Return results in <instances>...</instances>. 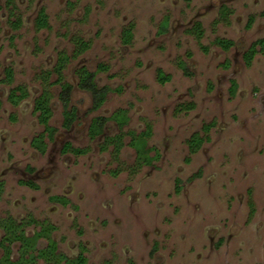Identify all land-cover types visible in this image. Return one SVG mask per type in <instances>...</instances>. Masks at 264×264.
I'll list each match as a JSON object with an SVG mask.
<instances>
[{
    "label": "rangeland",
    "instance_id": "obj_1",
    "mask_svg": "<svg viewBox=\"0 0 264 264\" xmlns=\"http://www.w3.org/2000/svg\"><path fill=\"white\" fill-rule=\"evenodd\" d=\"M5 2L0 0V77L11 65L12 84H25L29 96L12 106L5 99L9 86L0 83V174L8 173L0 215L24 208L39 218L46 214L55 221L60 249L69 254L73 241L86 243V264H264V52L257 50L249 64L243 57L250 43L264 37V0H14L23 19L18 29L8 25ZM222 2L231 9L225 21L216 19ZM40 6L49 25L36 30ZM164 16L169 23L162 32ZM195 19L203 27L199 38L187 31ZM129 22L132 38L122 43L121 30ZM75 33L90 42L62 70L73 83L78 119L69 129L61 126L59 85L51 84L50 123L58 130L39 154L26 143L42 130L32 99L58 50L71 53ZM216 36L234 44L221 49ZM99 63L107 67L96 72V82L110 90L90 111V94L76 86L75 69L95 70ZM158 68L169 79L160 82ZM53 78L55 73L48 76ZM120 107L129 114L121 131L138 133L150 125L146 145L149 154L157 153L151 164L135 166L128 133L117 155L112 144L100 148L104 135L120 131L113 120L98 138H87L91 116ZM194 133L203 140L192 152L187 141ZM65 140L87 151L63 154ZM41 165L61 177L35 178L38 189L19 184L33 175L28 167ZM68 178L78 186L77 208L47 203L46 194L54 189L45 185L56 182L62 189Z\"/></svg>",
    "mask_w": 264,
    "mask_h": 264
},
{
    "label": "trees",
    "instance_id": "obj_2",
    "mask_svg": "<svg viewBox=\"0 0 264 264\" xmlns=\"http://www.w3.org/2000/svg\"><path fill=\"white\" fill-rule=\"evenodd\" d=\"M228 7L223 4L220 9V18L222 20L227 19V13L229 12ZM12 12L10 11V14ZM252 17H250L248 21V25L251 23ZM20 24V17H16L14 20H10V25L13 28H17ZM35 28L39 29L42 27L48 26V20H47V14L45 13L44 7H40V9L37 12L35 21ZM168 24L167 17H164L159 25V31L166 30ZM132 22H129L127 25H125L121 30L120 40L122 43H128L130 42L132 38ZM187 31L190 33H193L196 38H199L200 35L203 32V28L201 26L200 21H195L192 27L188 28ZM72 41L74 43V47L70 55H68L65 51H60L57 55L56 63L54 64L52 70L44 71V74H42L41 79V90L37 97L34 100V110L38 111V120L40 123L44 126V132L46 131L49 136L52 135V132L55 130V127L53 125H50L48 123V120L50 116L52 115V109L50 105V97H51V91L49 89V86L51 84L57 83L59 85V91L57 94L58 100L61 103V113H62V122L61 125L68 127L73 122V120L76 117V110L77 107L73 104H70V93L73 87V84L64 79L63 76V68L66 65L67 60L70 57H76L80 52L84 51L86 48L89 47L90 42L89 40L84 39L80 35H73ZM214 42L221 46L222 48H228L232 44V39L226 38V37H219L216 36L214 39ZM256 45L259 47L256 48ZM261 50L264 52V37H260L255 39L250 46L246 49V51L243 53L244 60L246 64H249L254 54L257 52V50ZM181 68L184 70V72L189 73L190 71L186 67V65L182 62L179 63ZM107 65L103 63H99L98 67H96L95 70H90L86 68L84 65L79 66L76 68L75 72L77 75V87L80 89H84L89 92L91 97V103L89 106V110L97 109L101 106V104L104 102L107 92L110 90V87L107 84L98 85L95 81V75L96 72L100 69H105ZM51 71L55 73V78L52 80H48V76L50 75ZM11 68L6 69V75L7 79H11ZM157 77L160 82H164L165 80L169 79V75L164 73L161 68L157 69ZM235 81L232 80L231 84V93L234 92L235 89ZM27 94V90L25 86L19 84L15 85L10 89L9 93V100L13 103H16L20 98L25 96ZM122 112V115L119 116L118 113ZM127 109L120 107L116 110H114L109 116L98 114L92 117V120L89 125V134L91 137L96 136L99 134L102 129L105 121L108 118L113 119L120 131L115 133L114 135H108L105 138V141L103 143L102 148L107 147L109 144H113V152L114 155H117L118 150L120 149L122 145V137L124 134L128 133L130 135L129 144H131L135 150H136V159L137 164H140L142 161H151L153 158L156 157L157 153L154 155H151L148 153V151L151 149V147H148L146 145V137L149 135L150 131V125H147L146 129L134 133L132 129L126 130L125 132L121 131L122 126L126 123L128 119L127 115ZM208 125H205V128H207ZM39 136V138H35L34 142L38 149L41 151L44 148V144L42 142V135ZM140 137L141 144L137 145L136 138ZM203 140V137L198 135L197 133H194L191 135V137L188 139V146L189 151H195L197 147L200 145V142ZM68 146V145H67ZM140 146V147H139ZM85 149L83 148H74L75 152H82ZM5 219L0 220V226H2L5 230L3 239L8 240V243H10L12 240H20L21 247H20V256L16 260H12L9 257V246L8 243L5 244L3 241L0 242V244L4 247V253L0 257V264H26L28 261H33V259L36 256H42L49 262L50 264H84L85 263V257L79 256L74 259H65L64 263H61L60 260L63 259L62 254H58L54 252V246L53 244H49V247H47L44 250H39L36 254L33 252L28 253L29 249L33 248L34 240L38 234H42V232L35 233L34 236L28 237L24 234L22 230L17 229V226L13 224V222L10 220L8 222L4 221ZM28 253V257H25V254ZM34 262V261H33Z\"/></svg>",
    "mask_w": 264,
    "mask_h": 264
},
{
    "label": "flooded vegetation",
    "instance_id": "obj_3",
    "mask_svg": "<svg viewBox=\"0 0 264 264\" xmlns=\"http://www.w3.org/2000/svg\"><path fill=\"white\" fill-rule=\"evenodd\" d=\"M5 4L8 6V13H9V18H8V25L10 26V28L11 29H18L19 28V26H21V24H22V22H23V19L21 18V16H20V14H18V13H16V10L18 9L17 8V5L15 4V2H14V0H6V2H5ZM223 4H225L227 7H228V5L226 4V3H224V2H222V3H220L219 4V6H218V8H217V15H216V19L217 20H221L222 21V19H219L220 18V9H221V6L223 5ZM41 7V6H40ZM40 7L37 9V11H36V14H35V17H34V19H33V27L35 28V24H34V21H35V18H36V15H37V12H38V10L40 9ZM228 9H230L229 7H228ZM45 10V9H44ZM10 11L12 12L11 14H10ZM229 12L227 13V16L229 15V13H230V11H231V9L230 10H228ZM45 13H46V11H45ZM47 14V13H46ZM14 16V18H12ZM16 17H20V24H19V26L17 27V28H13L11 25H10V20H14V19H16ZM164 17H167V16H164ZM163 17V18H164ZM163 18L161 19V21L163 20ZM167 19H168V17H167ZM47 20H48V16H47ZM252 20V19H251ZM161 21H160V23H161ZM195 21H200V20H198V19H195L193 22H192V24L189 26V27H187V29L188 28H190V27H192V25L194 24V22ZM224 21V20H223ZM201 22V21H200ZM168 23H169V19H168ZM48 25H49V23H48ZM201 26H202V23H201ZM48 27V26H47ZM167 27H168V24H167ZM167 27H166V30H167ZM42 28H45V27H42ZM203 28V27H202ZM36 29V28H35ZM39 29H41V28H39ZM39 29H36V30H39ZM166 30H164V31H166ZM164 31H162V32H164ZM73 35H76V33L75 34H73ZM72 35V36H73ZM219 37H224V36H219ZM226 38H228V37H226ZM85 39V38H84ZM229 39H231V38H229ZM86 40H89V39H86ZM232 44L228 47V48H230L233 44H234V40L232 39ZM251 44V43H250ZM73 45H74V43H73ZM219 46V45H218ZM250 46V45H249ZM74 47V46H73ZM221 49H228V48H222L221 46H219ZM247 49V48H246ZM246 49H245V51H246ZM73 50V49H72ZM60 51H64V50H58V52L56 53V57H55V60L53 61V65L50 67V68H47V69H44L45 71H48V70H52V68H53V66H54V64L56 63V60H57V55H58V53L60 52ZM244 51V52H245ZM66 52V51H65ZM72 52V51H71ZM243 52V53H244ZM67 53V52H66ZM68 55H70L69 53H67ZM71 58V57H70ZM69 58V59H70ZM7 68H11V70H12V73H11V79L10 80H8L7 79V75H6V69ZM76 70V69H75ZM43 72V71H42ZM53 73V71H51V73L50 74H52ZM13 77H14V69H13V67L11 66V65H6L5 67H3V76H1L0 77V83L1 84H6V85H8L9 87L7 88V93H6V96H5V99H6V101L10 104V105H12V106H17L18 104H20L23 100H25L28 96H29V89H28V87L25 85V84H23V83H15V84H12V81H13ZM232 80H234V79H232ZM232 80H231V84H232ZM95 81H96V79H95ZM235 81V80H234ZM72 83V82H71ZM235 83H236V81H235ZM19 84H21V85H23V86H25V88H26V90H27V94L25 95V96H23L22 98H20L16 103H13V102H11L10 100H9V93H10V89L13 87V86H15V85H19ZM73 84V83H72ZM76 86H77V82H76ZM236 86V85H235ZM73 88V87H72ZM40 90H41V88H40ZM234 91H235V89H234ZM40 92V91H39ZM39 92L33 97V99H32V111H33V113L35 114V117H36V120H37V122L40 124V126L42 127V130H39V131H37L36 133H34V134H32L30 137H29V139L27 140V146L28 147H30V148H33L34 150H36L39 154H43V153H45V151H46V144H47V140L48 141H53L54 140V138H55V135H56V132H57V130H58V128H57V126H55V125H53L54 127H55V130L52 132V135L51 136H49L48 134H47V132L45 131L44 132V126H43V124L42 123H40L39 122V120H38V117H37V115H38V111H35L34 110V100H35V98L37 97V95L39 94ZM71 92H72V90H71ZM234 93V92H233ZM70 104H72V102H71V93H70ZM50 105H51V103H50ZM74 105V104H73ZM102 105V104H101ZM2 106V99L0 98V107ZM62 108V107H61ZM99 108V107H98ZM97 108V109H98ZM51 109H52V106H51ZM93 110H96V109H93ZM91 111V110H90ZM112 113V112H111ZM110 113V114H111ZM127 113V115H128V119H127V121L129 120V114H128V111L126 112ZM109 114V115H110ZM61 115H62V113H61ZM96 115H98V114H96ZM104 115V114H103ZM109 115H106V116H109ZM95 115H93V116H91L90 117V119H89V121H88V123H87V125H86V127H85V132H86V136H87V138L88 139H96V138H98L101 134H103V132H104V130H105V127H106V124H107V121L108 120H113V119H111V118H108L106 121H105V123H104V125H103V129H102V131L99 133V134H97L96 136H94V137H91L90 136V134H89V125H90V122H91V120H92V117H94ZM10 118H12L13 120H15V118H16V116H15V114L13 113L11 116H10ZM50 118H51V116H50ZM50 118H49V120H48V123L50 124V125H52L51 123H50ZM78 119V110H76V117H75V119L73 120V122L70 124V126H68V127H65V126H62V127H64L65 129H69V128H71L72 127V125L74 124V122L76 121ZM114 121V120H113ZM127 121H126V123H127ZM61 122H62V116H61ZM115 122V121H114ZM116 123V122H115ZM125 123V124H126ZM124 124V125H125ZM117 125V124H116ZM123 127V126H122ZM122 129V128H121ZM42 132L44 133L43 135H42V142H43V144H44V148H43V150L41 151L40 149H38L37 147H36V145H35V142H34V139L35 138H39V136L42 134ZM117 133V132H116ZM115 134V133H114ZM114 134H111V135H114ZM108 135H104L103 136V141H102V143H100L99 144V146H100V148L103 146V143H104V141H105V138L107 137ZM190 138V137H189ZM68 145V146H67ZM187 145H188V141H187ZM108 146V145H107ZM112 146H113V144H112ZM74 148H83V149H85L84 151H87V146H79V145H74L70 140H65V141H63V143L61 144V146H60V152H62L63 154H67V153H71V154H73V155H79V153L81 154L82 152H84V151H82V152H75L74 151ZM188 148H189V146H188ZM156 154V153H155ZM153 160V159H152ZM142 161L141 163H140V165L141 164H151L153 161ZM10 161V160H9ZM11 161H13V160H11ZM12 164H11V162H10V166H11ZM138 166L139 164H137V162H136V164H135V166ZM8 168V167H7ZM29 168V173H32L33 175L32 176H29V178H26V179H24V178H20V179H18V182H19V184H21V185H24V186H26V187H28V188H32V189H38V188H40V184H39V182H37V181H35V178L36 179H38V180H44V181H46L47 179H50V178H53V177H56V179H59L60 177H61V175H59V174H55V172L54 171H51V170H47V172L46 171H44V169H45V167L44 166H39V167H28ZM6 170H8V172L10 173V176H12V174H13V170H11V167H10V169H6ZM5 173H7V171L5 172ZM4 172H2L1 174H0V195L2 194V192H3V178L5 177L4 176V174H5ZM8 174V173H7ZM54 174L56 175V176H54ZM59 175V176H58ZM34 176V177H33ZM73 179H74V177H76V175L75 174H73V176H71ZM72 178L71 179H67V181H66V184H65V188H60L59 186H56L55 184H56V182H55V180H54V185H53V183L52 184H50V185H45V187L47 188V187H50L51 189H54V191H51V192H49V193H47L46 194V202L47 203H49L50 205H52V206H55V207H57L58 208V206L59 207H64L65 205L66 206H68V207H73V208H77V205H76V201L75 200H73V195L75 194V191H76V189L78 188V186L77 185H75V184H73V182H72ZM77 181H78V179H77ZM70 182V183H69ZM76 184H78V183H76ZM52 185V186H51ZM55 188H57V189H55ZM180 188H181V185H177V188L175 189V191L176 192H179V190H180ZM77 192H80V190H78ZM78 194V193H77ZM77 194H75V195H77ZM52 208V207H51ZM2 219H5L4 221H6V222H8V221H12L13 222V224L15 225V226H17V229H19V230H22L23 232H24V234L25 235H27L28 237H31V236H34L35 235V233H37V232H42V234H38L37 236H36V238H35V240H34V245H33V248L32 249H29L28 250V253H31V252H33L34 254H36L39 250H44V249H46L47 247H49V244H53V246H54V252L55 253H60V254H62V256H63V259H61L60 260V262L61 263H64V260L65 259H74V258H77V257H79V256H83V257H85V263L84 264H86L87 263V255H86V249H87V245H86V243H84V242H82L81 240H78V241H73V243H72V248L74 249V251H72L71 253H67L66 251H64L63 249H60L59 248V246H58V239H56L55 237H54V235H53V231L57 228V226H56V224H55V221L54 220H52V219H50V218H48L47 216H46V214L42 217V218H39L34 212H32L30 209H26V208H24L23 209V211H19V213L17 214V215H13L11 212H6L5 214H2V215H0V220H2ZM0 230H1V234H0V242L1 241H3L5 244H7L8 243V240H4L3 239V236H4V233H5V230H4V228L2 227V226H0ZM79 231H81V230H79ZM42 239H44V241H43V243H42ZM15 242H18L17 243V246H16V255L15 256H13L12 255V246L14 245V243ZM154 245L152 246V248H153V250H155V248H156V246H157V242H155L154 241V243H153ZM8 246H9V249H10V251H9V257H10V259H12V260H16V259H18L19 258V256H20V247H21V242H20V240H12L10 243H8ZM0 249H1V253H0V257L3 255V253H4V247L0 244ZM28 253H26L25 254V257H28L29 255H28ZM39 260H41V262H43V264H50L51 262H49L48 260H46L44 257H42V256H36L34 259H33V261H28L26 264H38V262H39Z\"/></svg>",
    "mask_w": 264,
    "mask_h": 264
}]
</instances>
